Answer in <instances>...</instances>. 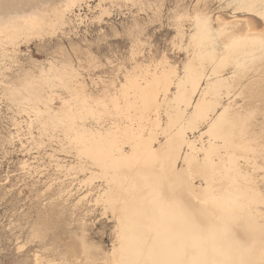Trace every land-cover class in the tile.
I'll use <instances>...</instances> for the list:
<instances>
[{"label": "bare ground", "instance_id": "6f19581e", "mask_svg": "<svg viewBox=\"0 0 264 264\" xmlns=\"http://www.w3.org/2000/svg\"><path fill=\"white\" fill-rule=\"evenodd\" d=\"M18 1L1 0L0 62L34 36L65 25L66 13L83 0H64L59 7H51L49 0H30L25 5L31 11L18 10ZM226 4L233 6L234 14H249L264 24V0H227ZM190 21L187 36L194 49L180 74L166 65L153 71L144 68L149 76L143 77L142 86L137 81L141 73L128 71L119 89L103 101L87 100L77 89L81 80L73 68L65 70L64 65L49 62L40 69L44 82L58 78L69 84L70 97L59 113H51L48 102L39 97L30 108L36 118L45 114L52 121H63L69 138L88 153L90 164L85 160L80 165L82 171H90L83 174V180L90 182L86 194L95 193L87 200L92 205L85 209L91 215L96 205L100 216L113 221L110 249L100 258L88 257L89 264H264V211L259 208L264 207L263 189L240 168L243 161L264 173V144L259 139L263 129L253 130L250 136L242 133L236 122L243 110L228 101L231 89L243 85L236 69L240 66L243 72L242 63L252 65L264 57V32L253 30L248 21L237 28L238 20L218 17L214 27L209 16L197 11ZM178 28L177 35L183 36ZM260 65L264 70V63ZM128 86L141 88L143 109L154 113L145 116L142 129L132 132L130 116L125 122L114 116L85 123L95 105L100 112L118 110V91L121 94ZM162 103L169 108L164 124L158 116ZM128 132L134 134L130 146L127 142L132 139L125 138ZM158 134L164 137L159 139ZM121 135L130 149L117 143ZM104 139L107 146L98 145ZM119 165H131L135 171L113 170ZM94 178L101 179V184H92ZM65 242L61 246L64 264H84L79 256L86 248L84 235Z\"/></svg>", "mask_w": 264, "mask_h": 264}, {"label": "rangeland", "instance_id": "374dc122", "mask_svg": "<svg viewBox=\"0 0 264 264\" xmlns=\"http://www.w3.org/2000/svg\"><path fill=\"white\" fill-rule=\"evenodd\" d=\"M29 1L19 0L16 8L31 11L25 5ZM49 1L51 7L64 4V0ZM98 2L81 1L66 13L65 25L34 36L19 45L9 59L0 62V264H64L61 246H65L66 238H76L81 233L86 248L79 256L84 264H89V258H100L110 249L113 239V221L100 216L96 205L93 211H98L94 216L93 211L91 215L86 211V206L92 205L87 200L94 197L95 192L86 194L90 182L83 180V174L90 171H82L81 165L85 160L90 164V156L82 152L78 142L69 138L63 121L56 118L52 121V117L48 119L45 114L36 118L30 108L34 98L39 97V101L48 102L51 113H59L70 97L69 84L58 78L50 84L44 82L41 68H47L49 62L64 65L65 70L73 68L81 80V84H76L77 89L84 92L89 102L103 101L119 89L128 71L138 72V76L141 73L142 76L137 77L141 85L145 81L143 77L149 76V73L144 74V68L153 71L166 65L180 74L183 63L194 49L187 35L191 16L196 11L209 16L214 27L218 17L225 21L238 20L237 28L248 21L253 30L264 32L262 22L249 14H234L227 0H100L97 6ZM177 28L182 29L183 36L177 35ZM263 58L259 57L258 62L250 63L251 66L249 62L248 65L242 63L244 73L240 66V71L236 69L243 85L231 89L228 101L243 110L242 119L236 122L242 133L250 136L262 128L259 139L262 138L264 144V70L260 65L264 63ZM137 90L128 86L123 93L118 91V110L109 108L106 113L100 112L95 105L94 114H88L85 123L116 117L125 122L126 116H130L132 132L142 129L140 124L146 122L145 116L154 113L143 109L145 98L142 96L141 100V88ZM125 107H129L128 110ZM167 107L162 103L158 111L162 124L166 121ZM132 132L124 137L134 138ZM122 136L117 143L127 150L133 139L127 142ZM158 136L159 139L164 137ZM99 142L93 143L106 147L108 139ZM121 168L123 166L119 165L113 170L135 171L131 165ZM240 168L251 174L264 194V173L252 170L251 165L243 161H240ZM98 179L94 178L92 184H101ZM259 208L264 211L263 206ZM77 257L74 255L73 259Z\"/></svg>", "mask_w": 264, "mask_h": 264}]
</instances>
